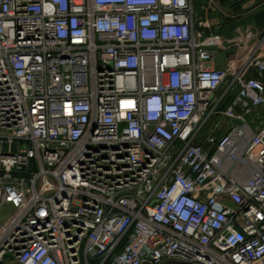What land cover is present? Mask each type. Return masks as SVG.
Returning <instances> with one entry per match:
<instances>
[{
  "label": "built area",
  "instance_id": "2783aa9c",
  "mask_svg": "<svg viewBox=\"0 0 264 264\" xmlns=\"http://www.w3.org/2000/svg\"><path fill=\"white\" fill-rule=\"evenodd\" d=\"M240 5L0 0V264H264V32L219 68L209 18Z\"/></svg>",
  "mask_w": 264,
  "mask_h": 264
},
{
  "label": "crops",
  "instance_id": "0c3cea01",
  "mask_svg": "<svg viewBox=\"0 0 264 264\" xmlns=\"http://www.w3.org/2000/svg\"><path fill=\"white\" fill-rule=\"evenodd\" d=\"M218 2H220L221 9L226 12L227 9L225 8L230 0H218ZM196 6H198V8L196 7L197 10L201 9L199 2L196 3ZM232 13L235 19L226 18L219 13V18L215 19V21H211L214 25H217V30L225 40H233L234 43L230 44V51L220 53L216 62L219 68L224 67L225 56L228 55V53L238 51L234 41L237 40L239 34L245 31V28L250 24H254L259 32H264V0H241V5L233 9ZM238 44L237 42V45Z\"/></svg>",
  "mask_w": 264,
  "mask_h": 264
},
{
  "label": "rangeland",
  "instance_id": "374dc122",
  "mask_svg": "<svg viewBox=\"0 0 264 264\" xmlns=\"http://www.w3.org/2000/svg\"><path fill=\"white\" fill-rule=\"evenodd\" d=\"M201 1H207V0H200ZM198 8V6H196ZM223 7V6H222ZM196 8V9H197ZM209 18L211 21H215V19L219 18V14L217 13L216 10H212L209 14ZM217 54H216V59H217ZM12 214V208L10 207V205H2L0 206V223H4L6 222L9 217Z\"/></svg>",
  "mask_w": 264,
  "mask_h": 264
}]
</instances>
